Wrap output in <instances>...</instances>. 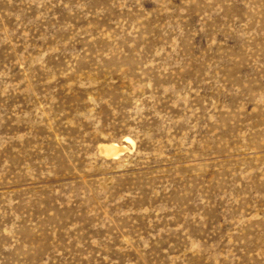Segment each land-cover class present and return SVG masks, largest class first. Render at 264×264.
I'll return each mask as SVG.
<instances>
[{
	"label": "rangeland",
	"instance_id": "rangeland-1",
	"mask_svg": "<svg viewBox=\"0 0 264 264\" xmlns=\"http://www.w3.org/2000/svg\"><path fill=\"white\" fill-rule=\"evenodd\" d=\"M0 264H264V0H0Z\"/></svg>",
	"mask_w": 264,
	"mask_h": 264
},
{
	"label": "bare ground",
	"instance_id": "bare-ground-1",
	"mask_svg": "<svg viewBox=\"0 0 264 264\" xmlns=\"http://www.w3.org/2000/svg\"><path fill=\"white\" fill-rule=\"evenodd\" d=\"M112 147H115V145L112 146ZM113 151H114V152H112L111 154H118V152H119L120 150H118V149H116V148H113Z\"/></svg>",
	"mask_w": 264,
	"mask_h": 264
}]
</instances>
